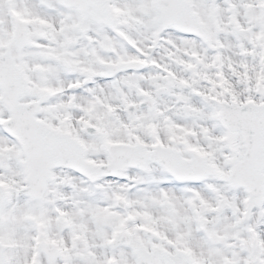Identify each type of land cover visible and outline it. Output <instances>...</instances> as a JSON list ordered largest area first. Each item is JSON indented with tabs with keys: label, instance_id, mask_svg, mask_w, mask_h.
<instances>
[{
	"label": "snow or ice",
	"instance_id": "snow-or-ice-1",
	"mask_svg": "<svg viewBox=\"0 0 264 264\" xmlns=\"http://www.w3.org/2000/svg\"><path fill=\"white\" fill-rule=\"evenodd\" d=\"M0 264H264V0H0Z\"/></svg>",
	"mask_w": 264,
	"mask_h": 264
}]
</instances>
